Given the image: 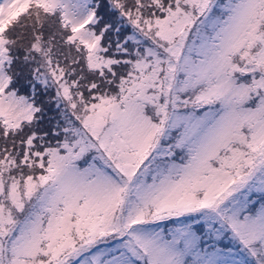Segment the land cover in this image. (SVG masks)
<instances>
[{"label":"snow or ice","instance_id":"6c2138e0","mask_svg":"<svg viewBox=\"0 0 264 264\" xmlns=\"http://www.w3.org/2000/svg\"><path fill=\"white\" fill-rule=\"evenodd\" d=\"M0 264H264V0H0Z\"/></svg>","mask_w":264,"mask_h":264}]
</instances>
